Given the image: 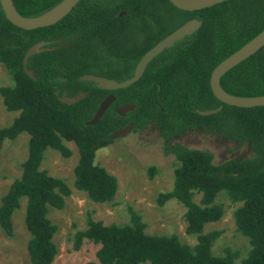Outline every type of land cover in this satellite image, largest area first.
<instances>
[{"label":"trees","instance_id":"trees-1","mask_svg":"<svg viewBox=\"0 0 264 264\" xmlns=\"http://www.w3.org/2000/svg\"><path fill=\"white\" fill-rule=\"evenodd\" d=\"M12 1L20 15L35 17L61 0ZM192 18L200 20V26L164 48L127 87L108 90L81 78L86 73L116 80L130 77L147 49ZM263 29L264 0H224L195 10L178 8L169 0H79L56 22L32 29L12 24L0 4V63L12 81L0 86V95L7 110L18 111L10 124L0 128V143L21 132L29 134L21 175L1 196L0 228L13 234L12 214L25 198L30 264L52 263L57 225L47 217L48 208H62L70 194L62 178L40 168L44 150L52 148L67 157L70 149L64 141H72L78 151L74 187L93 201H110L117 178L95 162V152L111 142L112 131L129 121L133 131L157 125L165 152L176 158L172 188L159 193L157 202L176 199L185 207V230L195 236V243H183L175 233H146L145 222L129 207L128 224H104L88 214L86 227L73 235L74 249L83 239L91 240L99 246L100 264H264V105L226 104L213 95L209 84L214 66ZM54 39L71 42L29 56L31 78L22 67L25 51L37 41ZM219 83L231 95H263L264 45L228 69ZM79 91L86 95L74 103L59 100L63 94ZM108 93L114 95L112 103L94 124H86ZM130 101L135 105L126 115L113 110ZM218 106L214 113L197 112ZM193 129L247 143L251 155L215 163L209 151L168 144ZM154 172V167L148 168L149 176ZM195 194H200L197 202ZM219 194L238 204L234 224L250 245L239 263L234 261L237 252L229 248L213 254L212 244L220 230L204 231L206 223L224 214L223 205L215 202Z\"/></svg>","mask_w":264,"mask_h":264},{"label":"rangeland","instance_id":"rangeland-1","mask_svg":"<svg viewBox=\"0 0 264 264\" xmlns=\"http://www.w3.org/2000/svg\"><path fill=\"white\" fill-rule=\"evenodd\" d=\"M12 84L11 78L0 63V86ZM18 115V111L5 108L0 95V128L7 126ZM29 134L19 133L15 138H5L0 143V200L13 179L21 175V163L28 153ZM70 149L65 157L52 148H46L40 164L41 169L54 177L62 178L70 189L62 208L49 206L47 217L57 225L53 241L57 253L51 264H84L95 261L98 245L83 239L77 249L73 247V235L86 227L87 215L104 224H128V208L135 210L145 222L148 234L175 233L181 242L193 245L195 236L186 232L183 213L185 207L176 199H168L163 204L157 202L161 192L169 191L173 185V170L177 160L172 153L165 152V141L160 136L158 126L151 124L139 131L130 130L123 136L115 137L111 142L95 152V162L103 166L117 178L114 197L107 202L91 200L87 193L74 187L73 168L77 162L78 151L72 141H64ZM185 147L209 151L215 163L233 158L239 160L251 155L247 143L239 144L217 133L201 129L187 130L168 141ZM155 172L149 176L148 168ZM200 194L194 195L199 200ZM215 202L224 207L223 216L206 223L204 231L217 229L219 237L212 244L215 255L224 253L226 248L237 252L235 263L244 258L250 248L247 237L236 230L233 211L238 204L231 203L226 195L219 194ZM26 199L21 198L20 206L12 214L13 234L7 235L0 228V264H30L26 244L29 233L24 224Z\"/></svg>","mask_w":264,"mask_h":264},{"label":"water","instance_id":"water-1","mask_svg":"<svg viewBox=\"0 0 264 264\" xmlns=\"http://www.w3.org/2000/svg\"><path fill=\"white\" fill-rule=\"evenodd\" d=\"M79 0H61L51 9L43 12L42 14L35 17H24L20 15L12 0H0V4L4 11L5 17L14 25L19 26L24 29H32L36 27L50 25L65 14L78 2ZM173 5L178 8L186 9V10H195L203 7H207L218 2L224 0H169ZM125 11H121L119 14L124 13ZM201 21L195 18L186 20L174 30L169 32L167 35L158 40L154 45H152L149 49H147L136 62L133 73L130 77L125 78L123 80H116L114 78L90 74L86 73L81 76L82 79L92 81L94 84L103 89L114 90L119 88L127 87L132 84L142 75L146 65L153 59L156 55H158L164 48L172 46L176 41L195 31L200 26ZM60 42V39L54 40H40L32 44L27 48L23 55L22 59V67L24 72L29 75L31 78H34L33 72L31 69L27 68V60L28 57L32 54L54 49L57 47H62L69 44L71 41ZM54 43H59L57 45H53ZM262 45H264V29L261 30L258 34H256L249 41L244 43L234 52L229 54L219 63H217L214 68L211 70L209 77V84L213 95L220 100L229 105L241 106V107H252V106H260L264 105V94L263 95H255V96H235L228 94L225 92L219 83L220 77L231 67L238 64L240 61L254 53L257 49H259ZM86 95V92L79 91L78 93L67 96L65 94L59 96V100L66 103H74L80 100L82 97ZM114 100V95L112 93H108L98 104L95 112L92 117L87 120L86 124H94L104 113L107 107ZM135 103L133 101L121 104L113 108V110L119 115H126L128 111H131L134 108ZM220 109V106L210 109H197V112L202 115H207L210 113H214ZM133 122L129 121L124 127L112 131L109 138L113 139L115 137H120L125 135L130 128L132 127Z\"/></svg>","mask_w":264,"mask_h":264}]
</instances>
